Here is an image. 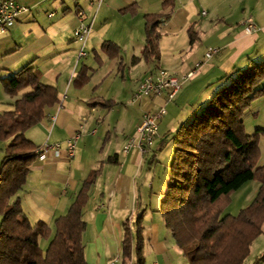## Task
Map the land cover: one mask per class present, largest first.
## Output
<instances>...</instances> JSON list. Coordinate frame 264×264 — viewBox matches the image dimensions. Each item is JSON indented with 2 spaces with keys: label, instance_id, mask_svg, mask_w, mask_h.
I'll return each mask as SVG.
<instances>
[{
  "label": "crops",
  "instance_id": "0c3cea01",
  "mask_svg": "<svg viewBox=\"0 0 264 264\" xmlns=\"http://www.w3.org/2000/svg\"><path fill=\"white\" fill-rule=\"evenodd\" d=\"M95 1L19 0L27 11L0 38V79L31 64L39 81L55 87L59 98L57 104L45 108L46 118L25 133L38 149L45 143H59L61 150L59 157L47 153L31 166L19 193L23 210L31 223L45 222L52 235L55 219L66 214L87 176L99 170L82 210L87 225L82 236L86 264H109L113 259L120 264L122 225L140 215L145 264H187L159 213L169 180L163 182L156 175L163 137L158 134L146 155L135 148L122 153L143 114L155 110L161 98L141 100L139 111L125 109L122 103L157 68L179 79L198 68L183 86L200 83L206 87L228 75L218 82L226 83L229 75L249 61L263 60L264 0H103L98 9ZM78 11L83 12L84 23L92 22L86 55L80 60V46L73 37ZM148 14H170L159 26V60L141 57ZM247 20L255 24V32L244 31ZM106 41L117 46L113 58L102 50ZM209 48H218L219 53L206 60ZM84 68L89 79L79 88L75 78ZM109 100L116 105L100 106ZM83 117H87L85 123ZM93 126L100 131L95 139ZM78 133L74 155L68 160L65 142ZM263 142L264 134L261 156Z\"/></svg>",
  "mask_w": 264,
  "mask_h": 264
},
{
  "label": "trees",
  "instance_id": "16d2710c",
  "mask_svg": "<svg viewBox=\"0 0 264 264\" xmlns=\"http://www.w3.org/2000/svg\"><path fill=\"white\" fill-rule=\"evenodd\" d=\"M169 16H144V60H159V26ZM102 50L109 58L118 52L109 41L103 42ZM86 74V68L79 70L77 87L88 82ZM263 80L264 59L249 61L229 75L175 132L170 176L159 213L187 264H243L251 243L262 233L264 165H255L264 130L246 134L243 115L254 99L264 96V87L258 88ZM0 82L8 96L21 93L0 114V140H8L0 163V264H86L82 236L87 225L82 210L99 170L87 176L66 214L55 219L52 235L45 222L31 223L19 193L39 149L25 133L46 118L45 108L58 103V91L42 84L31 64ZM114 105L110 100L100 103L108 108ZM250 181H257L259 187L249 206L237 216L224 214L229 196ZM43 239L48 241L45 250L39 244ZM263 260L264 256L253 264ZM120 264H145L142 215L122 225Z\"/></svg>",
  "mask_w": 264,
  "mask_h": 264
},
{
  "label": "rangeland",
  "instance_id": "374dc122",
  "mask_svg": "<svg viewBox=\"0 0 264 264\" xmlns=\"http://www.w3.org/2000/svg\"><path fill=\"white\" fill-rule=\"evenodd\" d=\"M1 37L3 36L1 35L0 38ZM150 65L153 66L152 63H150ZM197 70L198 68L192 70L194 71V75L196 74ZM192 71H189V72H192ZM0 77H2V73H0ZM190 79H187L185 81H188ZM118 81L120 80L117 79V82ZM185 81H183V83ZM183 83L181 84V88L179 90L180 94H178L179 92L177 93L179 96L176 95L175 99L172 102L167 103L165 105L166 114L162 118V121L159 123L158 134L160 137H163L162 138L163 144L161 146V149H160L161 151L159 153L161 156L158 159L157 163H155V166H157L156 167L157 168V171H156L157 178L159 177L160 179H163V182L170 176V166H171L172 156H173V139H174L176 130L178 129L180 125L187 124L192 119L195 112L199 108L204 106L213 96L215 91L221 86L219 85L218 81H214L213 83H210V85L209 84L206 85V87H201L202 85L198 83V84H195L194 87L185 88L188 85V83L185 84L184 86H183ZM263 87H264V80L259 84L258 88H263ZM20 94L15 97L8 96L4 92L2 84L0 82V114L3 111L9 110L10 109L9 105L13 103L16 99H18L20 97ZM131 98L132 97L124 101L122 103V107H124L125 109H130V110L133 109V110L139 111V107H140L139 105L141 102L137 101L133 103L132 105L130 104V102L132 101ZM161 99L158 100L157 108L164 105V99H162L163 101ZM142 100L145 101V99H142ZM263 107H264V96H261V97L254 99L251 102L249 108L245 111L243 115V123H244V131L246 134L251 135L257 129L264 130V111L261 110V108L263 109ZM93 128L95 129V134L93 135L95 139L99 136L100 131L98 130L96 126H93ZM110 134H113L112 129H110ZM103 137L104 135L101 137V140ZM7 142L8 140H0V163L3 158L2 151L5 148ZM261 145L262 143L259 142V148ZM263 165H264V155L263 156L260 155L256 162L255 167H260ZM165 186H166V183H165ZM258 187H259V184L257 181H250L246 183L243 187H241L238 191L231 194L229 196L228 203L225 206L224 214H229L231 216H237L240 210L245 209L252 202V200L256 196ZM47 245H48V241L43 239V241H41L40 247L42 250H45ZM262 256H264V223L262 226L261 235H259L251 243L249 247V254L245 258L243 264H253L257 259H259ZM261 264H264V260L261 262Z\"/></svg>",
  "mask_w": 264,
  "mask_h": 264
},
{
  "label": "built area",
  "instance_id": "2783aa9c",
  "mask_svg": "<svg viewBox=\"0 0 264 264\" xmlns=\"http://www.w3.org/2000/svg\"><path fill=\"white\" fill-rule=\"evenodd\" d=\"M103 0H96L94 5L96 9L102 4ZM27 11V9L19 4V0H3L0 2V36L5 35L9 29L15 24L17 18L22 12ZM50 17L52 14L49 15ZM83 12H77V18L79 24L73 31V37L75 41L79 44L80 48L77 55V60L83 58L85 53V44L91 32L92 22L86 24L83 22ZM244 31L246 33H253L257 30L255 24L251 20L244 22ZM219 53L218 48H209L205 52V59H211ZM194 71L189 72L182 79H179L175 75L169 73L167 70L162 68H157L146 74L142 80L138 83L134 94L132 95L130 104H133L142 99H164V105L160 106L155 110L146 111L139 125L136 127V133L134 136L130 137L124 144L122 153L128 154L131 149H137L141 155L148 154L157 137H158V127L159 123L166 114L165 105L172 102L177 93L181 88L183 81L192 78ZM87 117L82 118V122H86ZM82 128V127H80ZM93 133V132H92ZM79 138V133L76 134L71 139L65 142V158L70 160L74 155V150L76 142ZM61 145L55 143L53 145L44 144L39 150L38 158L43 160L47 153H52L54 157L60 156ZM109 264H115V259L110 261Z\"/></svg>",
  "mask_w": 264,
  "mask_h": 264
}]
</instances>
